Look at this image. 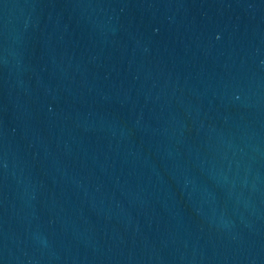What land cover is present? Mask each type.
Masks as SVG:
<instances>
[{"label": "water", "instance_id": "water-1", "mask_svg": "<svg viewBox=\"0 0 264 264\" xmlns=\"http://www.w3.org/2000/svg\"><path fill=\"white\" fill-rule=\"evenodd\" d=\"M0 264H264V0H0Z\"/></svg>", "mask_w": 264, "mask_h": 264}]
</instances>
